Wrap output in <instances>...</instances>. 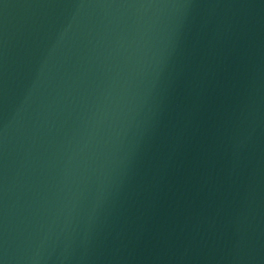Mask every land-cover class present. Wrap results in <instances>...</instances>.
<instances>
[{
  "label": "water",
  "instance_id": "obj_1",
  "mask_svg": "<svg viewBox=\"0 0 264 264\" xmlns=\"http://www.w3.org/2000/svg\"><path fill=\"white\" fill-rule=\"evenodd\" d=\"M0 264H264V0H0Z\"/></svg>",
  "mask_w": 264,
  "mask_h": 264
}]
</instances>
